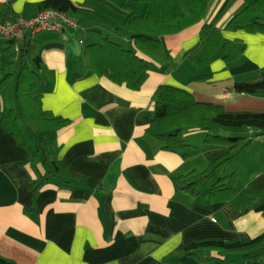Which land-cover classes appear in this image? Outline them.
Listing matches in <instances>:
<instances>
[{"label": "crops", "instance_id": "crops-1", "mask_svg": "<svg viewBox=\"0 0 264 264\" xmlns=\"http://www.w3.org/2000/svg\"><path fill=\"white\" fill-rule=\"evenodd\" d=\"M40 1L16 0L13 11L17 17H31L39 11ZM72 1L110 24L125 20L129 14L125 5L137 14L144 10L138 0ZM243 6L244 0H211L201 22L164 35L163 45L173 56L175 69L161 72L159 64L149 59V76L139 89L87 69V40L83 36L76 40L73 32H83L82 27L70 30L65 25L35 34L33 41L46 65L39 88L42 105L70 120L40 135L70 180L49 176L32 198L30 183L44 169L39 160H29L26 148L1 121L0 94V256L15 264H264V257L245 259L239 252L185 251L192 241H246L264 233V134L251 138L250 145L204 180L216 176V181L231 172L238 175L236 194L211 202L208 191L213 182L205 187L200 183V196L194 197L178 190L175 180L192 170L201 172L227 147L202 144L201 150L183 158L146 132L154 115L152 96L161 83L186 88L199 100L232 110L249 98L233 86L264 77V33L224 29L226 38L246 45L233 64L223 60L220 50L204 68L184 58L197 43L204 22L224 27ZM104 23L96 21L86 30L91 42L98 40L93 29L102 28L135 48L130 36L115 34ZM0 37L1 79L4 72L17 69L19 52L6 41L11 39ZM202 74L210 77L194 80ZM195 82L201 85L194 88ZM262 94L264 89L251 93ZM215 128L225 135H243L240 130ZM201 129L186 128L185 137ZM27 139L33 144L28 135ZM245 153L246 162L241 159Z\"/></svg>", "mask_w": 264, "mask_h": 264}, {"label": "trees", "instance_id": "trees-1", "mask_svg": "<svg viewBox=\"0 0 264 264\" xmlns=\"http://www.w3.org/2000/svg\"><path fill=\"white\" fill-rule=\"evenodd\" d=\"M16 0H0L2 20L17 18L13 11ZM144 4L142 13L137 14L131 5H125L129 14L121 23H104L96 15L78 6L72 0H41L38 10L56 9L74 18L82 29H89L97 22L104 23L118 35H128L134 47L122 44L110 32L94 28L98 40L84 44L87 69L105 75L117 83H125L132 89H139L149 76L151 60L159 64L161 72L170 73L175 69L173 56L163 45L162 37L178 33L201 22L207 13L211 0H138ZM104 26V25H103ZM245 30L264 33V0H244V6L236 12L224 27L204 22L195 45L184 52V58L196 68L209 65L212 57L220 50L227 64H233L243 55L246 45L238 39H229L223 30ZM18 47L17 69L4 72L0 79V94L4 108L1 121L5 123L18 145L26 148L29 160H39L42 173H35L30 183L32 198L49 176H57L65 182L60 163L48 153L47 140L41 132L66 126L70 120L54 115L44 109L42 93L39 92L42 71L46 65L36 48L33 37L25 33L21 39L6 40ZM146 57H145V56ZM210 74L198 75L194 80H206ZM233 89L239 93H257L264 89V77L252 83L236 84ZM154 115L146 132L162 142L166 150L177 152L183 158L191 155L193 145L187 142L184 129L204 128L206 145L227 147L224 153L213 159L201 172L192 170L176 177L178 190H185L194 197L200 196V182L214 174L232 158L241 153L250 143L243 135H225L213 132L212 125L225 127L257 126L264 134V111L227 109L222 104L196 98L186 88L161 83L153 93ZM27 135L33 139L31 144ZM238 175L231 172L220 176L209 187V201L218 202L231 199L237 192ZM200 249H211L219 253L239 252L245 259L264 257V233L246 241H224L204 239L192 241L185 251L198 255ZM0 264H15L0 256Z\"/></svg>", "mask_w": 264, "mask_h": 264}, {"label": "built area", "instance_id": "built-area-1", "mask_svg": "<svg viewBox=\"0 0 264 264\" xmlns=\"http://www.w3.org/2000/svg\"><path fill=\"white\" fill-rule=\"evenodd\" d=\"M65 25L81 28L77 21L56 9L39 10L31 17H17L14 20H0V35L6 39H20L25 33L30 37L43 30H62ZM83 42V39L80 40Z\"/></svg>", "mask_w": 264, "mask_h": 264}, {"label": "rangeland", "instance_id": "rangeland-1", "mask_svg": "<svg viewBox=\"0 0 264 264\" xmlns=\"http://www.w3.org/2000/svg\"><path fill=\"white\" fill-rule=\"evenodd\" d=\"M68 29L72 30L74 28H72V26H70V27L68 26ZM81 30L83 31L81 33L77 32V31L76 32L73 31L74 33H76V40H78L79 37L83 36L87 40V42H91L90 41L91 40V36H92L91 32L90 31H86L88 29H85V30L81 29ZM14 56H15V53H12L11 57H14ZM11 69H14V68L12 67ZM200 85H201L200 82H195L193 84V87L197 88ZM248 95L249 96H246V97H249V98L243 99L240 107H238V108L239 109H243V110L264 111L263 110L264 109V97L263 96L251 95V93H248ZM262 95H264V94H262ZM197 98L201 99L200 96H198ZM215 127H217L218 129H227V130L235 129V131L240 130L241 132L239 134H243V136L247 137L250 140V143H252V140H253L251 138L257 136V134L259 133L258 131H260V128L257 127V126H241V127L227 128L225 126H220V125H215L214 124V125H212L213 132H217V131L214 130V129H216ZM203 133H206V130L204 128L199 130V131H195V132L186 134L187 142H189V143H191L193 145V148L191 149L192 153H195L196 151L201 150L202 147H203L202 144L205 146L204 138H205L206 134H203ZM43 135L46 136L45 133ZM259 135H260V133H259ZM232 136H234V135H232ZM250 143L248 145H250ZM247 155H249V154L248 153L243 154V156L241 158L242 161L246 162L245 159L248 160V156ZM216 178H217L216 176H213L210 179H208L205 183H204V180H203L202 182H200L201 186L205 187L208 183L214 182ZM202 183H204V184H202ZM263 196H264V194H263Z\"/></svg>", "mask_w": 264, "mask_h": 264}, {"label": "bare ground", "instance_id": "bare-ground-1", "mask_svg": "<svg viewBox=\"0 0 264 264\" xmlns=\"http://www.w3.org/2000/svg\"><path fill=\"white\" fill-rule=\"evenodd\" d=\"M21 39V38H20ZM17 40V39H16Z\"/></svg>", "mask_w": 264, "mask_h": 264}]
</instances>
